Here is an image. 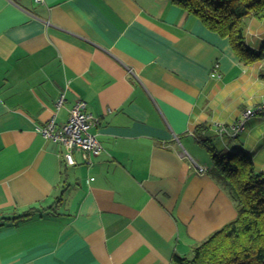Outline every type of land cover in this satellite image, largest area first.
<instances>
[{
	"label": "crops",
	"instance_id": "0c3cea01",
	"mask_svg": "<svg viewBox=\"0 0 264 264\" xmlns=\"http://www.w3.org/2000/svg\"><path fill=\"white\" fill-rule=\"evenodd\" d=\"M245 40L264 47V20ZM264 81V57L241 60L228 38L168 0H0V264H173L236 218L196 128L218 150L247 152L264 176V115L227 111ZM232 93L209 107L222 90ZM65 94L63 107L58 98ZM255 99V96L251 97ZM82 100L104 147L91 163L45 138ZM258 103L256 106L263 104ZM204 112L209 117L195 123ZM206 172H200V168Z\"/></svg>",
	"mask_w": 264,
	"mask_h": 264
},
{
	"label": "trees",
	"instance_id": "16d2710c",
	"mask_svg": "<svg viewBox=\"0 0 264 264\" xmlns=\"http://www.w3.org/2000/svg\"><path fill=\"white\" fill-rule=\"evenodd\" d=\"M168 1L180 7L185 15L195 16L207 28L228 38L237 56L246 63L252 64L264 57V47L256 52L245 40L247 20L251 17L264 20V0ZM207 129L205 125H199L196 128V136L199 142L208 148L212 159L211 173L226 183L236 202L238 214L235 219L194 247L192 256L175 253L172 262L264 264V176L257 172L253 159L247 152L218 150L211 140L204 137ZM226 134L233 139L239 135L229 131L223 135ZM37 212L38 209L32 208L27 213L2 218L0 221H17L29 218Z\"/></svg>",
	"mask_w": 264,
	"mask_h": 264
},
{
	"label": "built area",
	"instance_id": "2783aa9c",
	"mask_svg": "<svg viewBox=\"0 0 264 264\" xmlns=\"http://www.w3.org/2000/svg\"><path fill=\"white\" fill-rule=\"evenodd\" d=\"M40 1V0H38ZM65 102V94H62L56 103L57 109L63 107ZM264 114V103L255 107L251 114L248 109L244 113V118L232 123L230 126L221 122L215 125L221 134L232 132L238 135L245 128L247 119L254 115ZM97 118L87 111L86 102L79 100L69 111L68 121L58 124L55 118L51 119L45 125L39 127V132L47 139L57 142L65 148V158L70 165L78 163L75 153H79L84 162L91 163L94 156L101 155L104 147L100 142L93 127L97 124ZM200 172H206L207 169L201 167Z\"/></svg>",
	"mask_w": 264,
	"mask_h": 264
},
{
	"label": "clouds",
	"instance_id": "9594fccd",
	"mask_svg": "<svg viewBox=\"0 0 264 264\" xmlns=\"http://www.w3.org/2000/svg\"><path fill=\"white\" fill-rule=\"evenodd\" d=\"M245 93L242 98L239 99L238 103L234 102L230 108L227 109L229 112H235L238 110V105L243 103L247 106L249 114L255 109L256 105L260 102H264V81H255L254 87L251 86V83L245 86ZM232 93L224 89L217 95L216 99L212 100L209 104V107L216 108L218 104L224 101L228 96H231ZM255 96V99L251 97ZM209 117L206 113L201 112L199 116L194 117L195 123H201L205 120H208ZM215 119L219 120L221 123H228L229 121L216 117Z\"/></svg>",
	"mask_w": 264,
	"mask_h": 264
}]
</instances>
